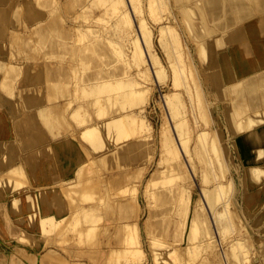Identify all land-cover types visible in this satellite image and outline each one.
<instances>
[{
    "label": "rangeland",
    "instance_id": "374dc122",
    "mask_svg": "<svg viewBox=\"0 0 264 264\" xmlns=\"http://www.w3.org/2000/svg\"><path fill=\"white\" fill-rule=\"evenodd\" d=\"M4 1L5 3L3 4L0 3V27L5 30L2 32V34L6 36L0 38V43L8 47V52L6 54L0 53V63L3 64L2 65L3 68L0 70V75L4 79L9 81V84H11L12 80H14L15 84L14 85L11 84V88L19 93H22L21 89L24 87L22 83L24 77H28L31 83L29 84L30 90L28 94H25L28 97H24L25 95H23V97H17L15 101L11 103L8 100L9 98L8 93L3 87V82H0V132L3 131L6 132L8 130L12 134L18 133L21 135H25L22 137V140H20L17 146L13 144L12 142L13 140L11 139V137L6 138L7 140L4 143L5 150L3 152H2V147L0 145V161L1 163H3V165L0 168V177L1 175H3L4 172L8 170L7 167H9L11 164H15L19 162L20 164L19 168L21 167L22 168L20 169L21 170L20 181L17 184L18 188H16V191H20V190L24 191L22 193L20 191L21 195H18L14 199H12L11 197L6 196V195H10L11 193V191L8 189L9 185L7 181H3L0 179V264H7V259H11V258L15 260L14 264H33L32 261L34 258L33 256L34 253L31 250L26 252L24 251V248L25 246L29 248H34L33 243L38 241V238H36L33 235H30V232H27V227L32 226L33 229H36L38 230V232H40L41 231L40 225H44L45 228H50V230L53 229L55 232H57L56 237L62 240L61 244L60 243L57 244L58 245L57 247L62 253L65 252L64 255L66 257L70 256L67 253L66 248L68 247L71 249L72 247L73 249L71 250L78 249V251L80 250L82 252L84 250L87 251L86 253L78 254L77 255L78 257L73 256V258H77V259L79 258L80 260L83 259L89 264H97V263L101 264L102 260H104L106 256L105 254L108 249L107 246L114 245L113 243L119 239L118 237H120V233L121 231H123L122 227L119 225V221L121 218L120 204L123 201H128V200H139V202L141 203V210L139 212V214H141V219L138 220V225L136 226L131 225L130 228L129 227L128 229L126 228L127 229L126 237L128 240V246L133 248H137V247L143 248V250L145 251V255L141 256L140 253V256L137 255L136 258L132 257L135 258L137 261L134 262L130 261L131 263L128 262L127 264H153L152 258H154L155 254L161 256L160 260L161 259L163 260V261L161 260L162 264H195V263L218 264V259L215 257V255L211 252V250L207 246L208 239L211 237L212 233L214 234V230H212L213 228L208 229L205 226V222H200L199 220L200 217L197 216L198 212H200V208L202 207V205H204L203 197L200 198L198 196L199 192H197V189L199 185H203V184L211 185L213 183V182H204L202 180L206 164L201 158L203 157V155H201L200 153L198 155L195 154V148H197L196 145L198 144L197 133L201 130H207L209 132V134L207 135V143H211V138L215 135L217 131L216 134L218 139L217 142L221 144V148L224 151L223 152V155L225 157L224 160L225 163L228 164L227 168L229 171L227 169L226 171H224L221 168L220 158L217 157L215 151L210 149L211 152L208 151L204 153V158L207 159L209 156L212 160L211 167H216L219 169L209 172L210 178H213V175L214 177L216 175L217 178H225L226 176L228 178L230 177L234 178L236 182L235 184L236 191H234L235 190L234 189L233 190L234 192L232 193L228 192L227 195L223 196L222 204L226 205L224 203H226L228 197L233 196L235 197V201L238 204L243 205L246 197L245 193L247 192L244 186L245 181H243L245 177V173H248L247 175L250 178L252 177L253 179L254 178L260 179V177H264V167L262 168L255 167L256 169L254 171L252 170L254 168V164L256 166L264 165V146L262 147V150L259 151V153L261 154L259 155L260 157L259 156L257 157L256 151L254 150L252 151V149L249 148L251 152V156L253 158L250 159L248 167H245V164L239 157V150L236 148L235 140L237 139L236 137L241 136L243 132V129L239 128V124L240 123H243L244 125L247 124V118L253 120L252 122L253 125L251 124L250 129L260 128L261 126L262 128H264V108H253L251 106H247L248 107L247 109L241 110L242 106L235 105L236 103L235 101H233L232 98L227 97L225 99H222L221 97L219 99L220 96L217 92V89L215 88L216 85L213 84V79H212L213 77L209 73L211 71L209 69L208 53L206 51L205 55H201L198 50L201 44V39L200 37L197 36L199 34L203 35V33L207 31L204 25L200 24V19L198 16V12L201 5L200 1L166 0L167 5L165 9L161 11V13L156 14V12L153 13L154 7L156 6L155 0H139V5L142 9H139L141 11H139L140 16L139 13L138 16L141 17V19L144 18V20H146L148 25L147 27L151 32L150 34L153 40L152 41V46L154 47L153 51L155 52L157 58L159 57L158 60L161 59L160 62L164 67L162 76H164L165 80L161 79L159 83L156 82L158 84L155 83L152 84L153 89L148 93L149 104L146 107L147 110L146 114L148 116L149 122L153 126V136L155 138H153V141L150 144L142 145L143 148L141 146H135V144L137 143L136 138H139L138 137L139 135H137L138 133L131 134L127 132V130L125 132L124 131L125 129L129 130L130 128L124 127L125 129L123 128L124 129L123 131L125 132L124 134L125 136L121 135L123 134L122 132L119 133V137L121 136L122 138L123 136L125 141L122 138L123 140L121 142L126 144V146H124L123 150H120L121 152H119V154L117 153L115 157L110 159H107L104 156H102L103 153L102 150L104 149H101V145H99L101 143L100 141L102 140L101 137L96 140L95 142L96 144L94 143L96 147H98L95 149L94 146L93 147L90 146L89 141H85L84 138L80 136L81 132H83V127L86 126V124H89L94 120H101L103 118L102 113L101 115L99 114L100 112L99 108L102 105L101 109L104 110L103 106H105V104L99 102L100 104L99 103L97 104L100 106H96L93 103H90L93 102L94 100L93 94L95 91H92L93 89H91L90 87H88L87 90V87H85L87 86L86 82H84V78L90 73H93L98 68L97 67L99 64L98 59L102 58L99 57L96 45L94 43L93 44L88 43L87 48L86 46L82 48L81 52L85 57V60L77 64L75 71L72 72L73 78H71V82L74 81V83L71 84L74 85L73 88H76L73 89L75 93L73 92L72 93L78 96L79 93H81V91L86 89L87 90L86 92L85 90L83 91V93L85 92L84 98L82 97L83 99L81 100L79 99L81 98L80 97L81 95H79V98H76V96L74 95L75 98H73V102L69 104V107L67 105L62 106L60 109L53 107L54 100L51 96V90L49 89L50 84L49 82H46L47 84L46 83L45 84L48 86V88L45 89L42 85L44 83V79L40 77L39 71H37V69L42 68L41 66L37 65V63L39 60L41 61L40 56L44 52L41 51V46L38 44L39 41H37L38 39L28 28L25 27L26 25L23 24V23H27V25H31L32 23H37L35 12L38 8H41L39 4L40 1L39 0H4ZM49 1L51 0H47L48 3ZM54 1H55L54 8L60 9L61 22L69 24L70 30L73 31L72 34L75 36L74 41H76L77 43L82 44V42H87V38L84 36V33L91 34L92 28H94L92 23H100V22L102 23V21L103 23L104 22L112 23L109 22V17H110L109 15L111 14L113 15L111 8H108L111 11V13L105 6L104 7L102 6V8H100L101 11L99 10L97 12L99 14L101 13V15H103V18L104 15H107L105 16V18L107 17V19L104 18L100 22L94 19L91 21L89 20L85 21L84 17L82 18V16H84L85 14L82 15L81 12L83 13L84 2L88 0H57V1L54 0ZM181 3H183V5H181ZM60 4L62 5L59 6ZM27 8L32 9L29 10L32 16H29V14L26 13ZM105 8L107 11L105 10ZM14 10L15 13L17 12L19 14L16 17L17 18L19 17L18 20L22 24H20V27L12 26L10 28V23L7 22V19H5V21L3 22L1 21V18L9 17L10 14L16 15L17 13L16 14L13 13ZM105 11L107 12V14H104L106 13ZM112 15L110 18H112L113 21L114 16ZM55 20L60 21L58 15L53 16L51 23H53ZM89 24L91 28H89L88 26ZM78 26L82 30L80 31V33L77 32ZM163 27L168 28V31L163 32V39L164 38L167 40L169 39L170 42L173 40L174 41L173 43L174 44L178 43L177 45L180 47V49H178L179 48L178 47L177 48L178 50L176 51L174 50L172 52L171 50L172 58L174 57L175 61L174 58L170 59L171 55L170 57H168L170 53L167 54L168 53L166 52L167 50H164L167 48L165 46L168 44L167 40L164 39V41L162 42L160 41L162 37ZM9 28L13 30L15 33H12L9 30ZM226 34L227 32L224 33V35ZM17 37L18 40L21 39L20 43H17L18 42ZM29 37H31L32 39H29ZM24 38L27 40V43H25L26 40ZM176 39L177 41L179 40V42H175ZM35 40L37 42H35ZM165 41L167 42V44ZM163 42L165 43V45ZM107 43L108 42L105 41V45H107ZM213 43L216 45V47H220V45H222V44L219 45L215 41ZM24 44L26 45L28 44L27 47L29 48L31 47L30 49L31 55L27 53L25 54L24 50H22L23 48L24 49L27 48L26 45ZM174 44H172L174 46L173 48H176L177 45ZM34 46L38 51L34 50L35 48H32ZM115 46L118 47L116 48L117 49L116 50L117 53L115 52L116 55L114 54L116 63L113 66V68H115L118 71L128 70L129 68L128 70L129 73L130 74L133 73L132 70L134 68L131 67V63L128 62L129 55L131 54L130 43L125 42L123 44L122 46L123 52L120 48V45L115 44ZM169 49L171 48L169 47ZM39 50L41 52H39ZM179 50H181L183 54L182 59H180V61L178 59ZM33 51L34 52L36 51L38 55H36V53L34 54ZM119 52H121L120 54L121 56L118 54ZM175 52L178 54L175 55ZM39 53H41V55ZM27 56H30L31 58ZM176 56L178 60L177 62H180V64L183 62L181 67H183L184 69L181 70V72L185 70L184 71L185 73L183 72L184 76L186 75L184 79L187 78V81L186 79L179 81L180 78L174 75L177 72L176 69L173 68V65L176 64L175 63ZM34 57L36 58V62L34 61L35 60ZM22 58L25 60H23ZM19 59H22V61L27 60L26 62L28 63H32V62L33 63L32 65L28 64L25 65L23 68H21V66H19L17 63V62L20 63ZM120 59H123L124 61L125 60L128 61L123 62ZM133 71L135 73V70ZM177 73L176 75H178ZM191 77H195V80L194 78ZM136 78L134 76L133 79V82L135 80L134 83H138ZM175 79L176 80L178 79L177 83L175 82L176 81ZM182 81H186L187 83H189L188 88L184 87V85L182 86L183 84ZM133 82L132 83L130 82L129 86L126 88L127 89L130 88V84L131 85L133 84L134 86L133 85L132 86L134 88L141 87L140 85H138L139 83L137 84L138 85L137 86ZM41 85L42 88L40 87ZM135 85L137 87H135ZM33 86L40 87L36 93L33 92L34 89ZM78 87L81 89V91ZM77 89H79L78 90L79 93H77L76 91ZM186 90L188 91L190 90V92L188 93ZM174 92L176 93L175 96L180 97L181 110L184 113L181 114L182 116L183 115L184 116L181 117L180 114L179 118L185 119V121L182 119L184 121V122L182 121L183 122L182 130H184L185 133H188L187 135L189 138L187 137L186 134L185 136L187 137L188 146L191 148V152L194 154L193 162L197 169L196 175L192 174L193 178L190 177V180L188 182H183L181 175L182 170H184L187 173L186 167L171 166L169 161L165 160L158 140V130L162 125V123H164L167 115V112H164L166 111L164 105L161 103H163V99L164 97H166L165 94L174 93ZM199 93L201 94L200 100L198 97ZM190 94H192L193 101L191 100ZM87 95L92 97L89 98L88 96L89 98L88 99ZM43 96L45 97V103L49 105L48 107L43 106L44 105L43 104L42 106L41 105L38 106L40 108L37 107H33L31 109L27 108L28 104L24 99H29L33 103H38L43 100ZM119 104L120 103L116 105L118 108L121 105ZM202 104H203V109L206 107V110H203V113L201 107ZM78 107H82L83 109L86 108L84 109L85 110L84 115H83L84 110ZM76 108L77 111L78 109L80 110V112L78 111L80 115L79 113H76L77 111L75 112ZM233 108L234 110L232 111V115L228 116L226 114V110H231ZM28 110L40 111L42 115H40L39 117H32V115L28 112ZM56 110H59L60 113L64 114V116L66 115L64 117L65 119L64 118L61 119V122L65 121L64 122L65 127L63 130L58 129L60 124L56 125L57 122L59 123V120L56 118ZM94 110L97 112L99 110L98 114L95 115V113L97 112H95ZM73 112L75 113L73 114ZM86 112L87 114H85ZM71 113L73 114L74 119L72 115H70ZM43 115L45 116L43 117ZM83 117L86 118L85 121L82 120ZM234 119L238 121V127L237 126L233 127L231 125L234 128L233 129L230 126L229 122L233 121ZM81 122H85V123H81ZM258 122H261V124H259ZM50 124H53L54 126L50 127L49 126ZM70 126L72 127L70 128ZM120 128L122 129V126L119 127V130ZM250 129H245V130H250ZM50 136L51 137L55 136L54 139H56V143L52 142ZM127 136L130 138L129 140H126V138H128ZM38 137H43L42 143L39 142ZM104 138L106 139V137ZM188 139L190 140L188 141ZM64 142L65 144H63ZM113 142H114L113 139H111V141H108V143L111 144ZM45 143H50V145L53 146V149L50 150L49 153L50 156L46 154L45 149L43 150L39 149V147L44 145ZM76 145L78 146V148L76 147ZM91 150L93 154L92 153L89 154ZM40 154L42 155V160L44 161V164L34 160L35 155H40ZM67 155H70L71 157L74 156V158L77 159L78 161L80 159V162L84 161V163L85 162L87 163L88 165L86 167L87 175L86 173H84L86 175L85 177L86 179L84 178L85 180L84 183L86 186L85 193L91 196L89 199H88L89 196L87 194H85L86 196H78V197L74 196L72 198H70L68 194L67 201L63 200V202H61L62 200L60 197L61 196H63V198L65 197L61 192H64L69 184H72V181L63 182L65 178L64 167H66V162H68L66 159ZM52 158L54 160H52ZM103 161L105 162L104 165H103L104 163ZM129 163L132 164V165L130 164L131 167L129 166ZM99 165H101L102 167ZM122 165H123V169L121 168ZM94 166H96L95 169ZM124 166L125 167L128 166V167L124 168ZM43 168L46 170V176L48 177V179L44 180V182H47L48 184L50 183H54V184L52 185L51 189L48 190L47 193L37 192L38 190L33 189L34 193L36 192L37 197L36 196L33 197L34 195L28 197L30 194L26 192L29 190L30 184L36 185L37 181H40V179L37 180V174L41 173L40 171ZM70 180L71 179H69V181ZM181 185L185 186L187 192L183 194L180 193V198L178 200H175L172 204L165 203L161 199H158V193H160L161 191L168 192V194L171 195L177 194V191L181 189L180 187ZM103 186H106L107 190L109 189V191H107L106 188ZM105 191L107 192V194H105L106 193ZM104 195L106 196V198ZM108 195H112L113 198L109 196L110 198L107 199ZM82 197H84L87 201H80ZM114 198H116V200ZM35 199L37 201L36 203H35ZM186 199L190 201V205L186 208V211L184 213L175 215V211H176L175 209L178 207H182L184 204V200ZM105 200L106 201L108 200V202L113 205L110 206L106 205L107 203L105 204ZM41 201L44 202V205L41 204ZM15 202H17L16 204H14L17 207V209L13 205V203ZM81 202L84 203L92 202L91 204L95 205L98 208L97 210H94L96 213L94 214V211L92 212L93 214H90L88 212L87 214H89V216H87L86 214L85 217H83V214L81 213L80 214L76 213L75 208L78 207L77 204L79 205L82 204ZM228 203H229V209H231V211L234 212L235 211L234 207L232 206V204L230 205V202ZM55 205H59L62 209L59 211L55 210L54 209ZM99 205L101 206V208L99 207ZM172 205H174L175 207L173 209L174 212L172 211V214L167 216L165 214H161L156 218V220H154V218H151L152 223L156 221L161 222L166 219V221L164 222L169 221L167 224L168 226L161 227L160 229H156L155 231H152V229H150L149 227V222H148V218H149L148 215L149 214L153 215L151 211L158 212L164 209H168L172 207ZM223 205L221 206L220 204V210H223L224 208ZM103 206L106 207L112 206V207L111 209H109V207L106 208ZM7 208L12 209L11 211L14 214L15 213L21 214L24 211H26V213L28 214L25 213L24 215H19L20 217L18 218L17 215L16 216L10 215L8 217L6 215L8 212L6 211ZM193 211L195 212V214L193 215V217H191L192 214L194 213ZM74 214H78V215H76L74 219H72ZM92 215L93 217L96 215V218H94L96 219V221L91 219ZM80 216H82V218H80ZM175 216L176 219H178L175 220V222L181 225L179 232L174 230L173 219L175 218ZM50 217H52V219H55L52 223L53 226L50 225ZM78 218L80 220L79 222H81L80 224L81 226L79 225L78 222L77 223L78 225H76L77 227H75L73 222L75 223V221ZM86 218L87 219L89 218V220L90 219L93 220V223L95 221L96 225H94L93 223L90 224L94 225V227L97 228L99 227L100 230L96 229L95 231L92 230L91 232L87 226L89 225L88 220L86 224ZM194 218H197L196 221L194 220ZM56 219L58 220L56 221ZM240 221L242 222L240 223L241 225L238 222L239 224L237 225L239 227L238 231L237 229L236 230L234 229L235 230V231L233 230L234 232L233 231L229 232L231 234H229L228 232H224L226 241L223 242L221 241L222 243L217 241L214 242L216 252H219L221 254V252L229 251L232 255L235 254V251H232V249L230 248L231 247L230 240L236 236L246 235L247 237V235H249L246 234L245 228H242V224L245 221L243 220ZM263 221H264V215H262V217L260 218L259 224L257 223L258 224L257 225L255 223L256 225H254V227L252 228L253 232L256 235L253 234L255 236L253 242L249 239L251 247L249 248L248 246L245 247V250H248V254H250L249 264H264L259 259H256L255 261V259L252 258L253 256L256 257L257 254L261 255V258H264V243H261L264 241V234L260 231V225L261 222L263 223ZM38 225L39 228L37 227ZM68 227L71 229V232L70 235L67 236ZM84 231H86V233ZM190 231L193 232L192 235L189 234ZM72 233L74 234L72 235ZM81 236L82 238H80ZM218 238H220L219 235ZM77 239L79 241H77ZM80 239H85V240H80ZM42 241L43 243H47L48 239L44 236L42 238ZM249 242L246 243L249 244ZM79 244H81V246ZM90 245L91 246L93 245V247H91ZM259 245H260V251H257L256 248ZM62 246L64 247L66 246L64 250L62 249L64 248ZM173 248L175 249L174 252L171 251V249L173 250ZM168 251L170 253H168ZM117 256L118 255H112L108 257L106 263L103 262V264H120V261L122 262L123 259L120 260L117 258ZM234 256L235 255H233V257ZM71 257L72 255L68 258L70 259ZM122 257L125 259L124 255H122ZM233 257L231 259L229 257V260H227L228 264L229 261L231 264H233V260L234 262L238 261L237 258L235 257L233 258ZM64 263L68 264L66 262Z\"/></svg>",
    "mask_w": 264,
    "mask_h": 264
},
{
    "label": "bare ground",
    "instance_id": "6f19581e",
    "mask_svg": "<svg viewBox=\"0 0 264 264\" xmlns=\"http://www.w3.org/2000/svg\"><path fill=\"white\" fill-rule=\"evenodd\" d=\"M39 1H40L39 4H40L41 8H38L35 12L37 23H32L31 25H27V23H23V24H25L26 26L25 25L24 26L26 28H28L35 35V37L38 39L37 41H39L38 44L41 46V51L44 52L42 55H41V53H39L41 55V56L39 55L41 58V61L39 60L40 62L38 61V63H37V65L41 66L42 68H40V69L36 68V69H37V71H39L40 77L42 79H44V83L42 84L43 87L45 89L48 88V86L46 85L47 84L46 82H49V84H50L49 89L51 90V96L54 100V103H53L54 106H53V104H52V106L60 109L64 105H67L69 107V104H71L73 102V98H75V96H76V94H73V93H75L73 89H76V88H73L74 85L71 84V83H74L73 80H72L73 82H71V78H73L72 72L75 71L77 64H79L80 62L85 60V57L83 56V54L81 52L82 48H84V46H86V48H87L88 43H90V44L94 43L97 47V52L99 54V57H102V58L98 59L99 60L98 61L99 64L97 66L98 68L93 73H90L89 75H87L84 78V82H86L87 86H85V87H87V90H88V87H90L91 89H93L92 91H95L93 94L94 100H93V102H90V103H93L96 106H100L97 103L102 102L105 104V106H103L104 110L101 109L102 105L100 106V108L98 107L100 110V112H99V110H98V112L100 115L102 113L103 118L101 120H94L93 122L86 124V126L83 127V132H81L80 136L82 138H84L85 141H89L90 146H92V147L94 146L95 149L98 148V147H96L95 142L98 138L101 137L102 140L100 141L101 143L99 145H101V149H104V150H102L103 151L102 156H104L107 159L115 157V155L117 153L119 154V152H121L120 150H123L124 146H126V144L121 142L124 139L123 136H125L124 134H125L126 130H127V132H129L131 134L138 133L137 135H139L138 136L139 138H136V140H137L136 144L137 145L135 144V146H141L142 147V145H144V144L145 145L150 144L153 141V138H155V137L153 136V126L149 122L148 116L146 114V111H147L146 107L149 104V102H148V100H149L148 95L149 94L148 93L153 89L152 84H154V83L158 84L161 79H164V76H162L164 67H163L162 63L160 62L161 59L158 60L159 57L157 58L155 52L153 51L154 50L153 49L154 47L152 46L153 40L151 38V34H150L151 32L149 31V29L147 27L148 26L147 22H146V20H144V18L141 19V17H139L140 16L139 11H141L139 9H142L139 5V0H88V1L84 2L83 13L81 12V14L82 15L85 14L84 16H82V18L84 17L85 21H88V20L91 21L94 19V20L100 22L101 20H103L105 18V16H107V15H104V18H103V15H101V13L100 14L97 13L100 10V8H102V6L107 7V9L111 8L112 13H113V15L112 14L111 15L114 16V18L112 21V18H110L111 15H109L110 16L109 22H112V23H108V22L103 23V21H102V23L101 22L100 23H92L94 28H92L91 34L84 33V36L87 38V42H82V44L74 41L75 36L72 34L73 31L70 30L69 24L61 22L60 9L54 8L55 7L54 6L55 1L51 0V1H49V3L47 2V0H39ZM198 1H200V3H201L200 9L198 12L200 24H203L207 30V31H205V33H203V35L199 34L197 36V37H200V39H201V44H200L198 50H199V53L201 55H205L206 51L208 53L209 69L211 71L209 73L213 77L212 78L213 84L217 86V87L215 86V88L217 89V92L220 96V97L218 96L219 99L221 97H222V99H225L227 97L232 98L233 101H235V103H236L235 105L242 106L241 110L247 109L248 108L247 106H251L253 108H264V0H198ZM155 2H156V6L154 7L153 13L156 12V14L157 13L159 14V13H161V11H163L165 9L167 2H166V0H155ZM0 3L3 4V3H5V1L0 0ZM61 5L62 4H60L59 6H61ZM181 5H183V3H181ZM30 9L27 8L26 13L29 14V16H32V14L29 12ZM105 10H106V8H105ZM13 13H15V10L13 11ZM21 13H22V11H21ZM21 13H20V15H21ZM110 13H111V11H110ZM138 13H139V16H138ZM104 14H107V12ZM17 15H19V14L18 13L16 15L10 14L9 17L1 18V21L4 22L5 19H7V22L10 23V28L12 26L13 27L14 26L20 27V24H22V23H20V21L18 20L19 17L18 18L16 17ZM54 15H58L60 21L55 20L53 23H51V20H52ZM41 17H43V18H41ZM105 19H107V17ZM88 26H89V28H91L90 24ZM10 28H9V30L12 33H15ZM3 31H5V30L0 27V38H3L6 36V35L2 34ZM80 31H82V30L78 26L77 32L80 33ZM164 31H168V28H165V27L162 28V37L160 39L161 42L164 41V39H165V38L163 39V32ZM225 32H227L226 35H224ZM18 34H19V32H18ZM36 38H34V39H36ZM13 39H14V36H13ZM29 39H32V38L29 37ZM17 40H18V37H17ZM165 40H167V39H165ZM37 41L35 40V42H37ZM105 41H107L110 45L108 43H107V45H105ZM214 41L217 42L219 45L220 44H222V45H220V47H216V45L213 43ZM20 42H21V39H19L17 43H20ZM22 42H23V39H22ZM125 42H129L131 45V54L129 55V61L128 60H125V61H128L131 63V67L134 68L133 70H135V73L132 70L133 73L130 74L128 71L129 68H128V70H122V71H118L115 68H113V66L116 63V60L114 58V54L116 55V53H117L116 48L118 47V46L116 47L115 44L120 45V48L122 50V46ZM167 42H168V44H167ZM167 42H166V44L168 46L165 45V43L163 42L164 45L168 48V49L166 48L164 50H167L166 51V52H168L167 54L170 53L168 57H170V55H171V57H170V59H171L172 58L171 50L173 52L174 50L176 51V50L180 49V47L177 45L178 43L174 44L173 40L170 42V40L168 39ZM175 42H179V40L177 41V39H176ZM25 43H27V40L25 41ZM172 44L177 45V47L173 48L174 46ZM24 45H26V44H24ZM27 45H26V47H27ZM112 45H114V46H112ZM169 47L171 49H169ZM11 48H12V45H11ZM32 48H35V46ZM205 48H206V50H205ZM30 49H31V47L30 48L27 47L26 49L23 48L22 50H24L25 54L26 53L30 54L31 53ZM34 50H36V48ZM36 51H38V50H36ZM36 51L35 52L33 51V53L35 54ZM41 51L39 50V52H41ZM7 52H8V47H6V46H4V44L0 43V53L6 54ZM24 52H23V54H24ZM122 52H123V50H122ZM18 53H20V52H18ZM118 54L120 55L121 52H119ZM176 54H178V53L175 52V55ZM18 55H20V54H18ZM36 55H38V53H36ZM182 55H183L182 51L179 50V55H178L179 61H180V59H182ZM27 57H30V56H27ZM17 58H19V57H17ZM22 59H19L20 63L17 62L18 65L21 66V68H23L25 65H28V64L32 65V63H33V62L28 63V62H26L27 60L22 61ZM34 59H35L34 61L36 62L35 57H34ZM123 59H125V58H123ZM123 59H120V60L125 62ZM23 60H25V59H23ZM31 60H33V59H31ZM174 61H175V58H174ZM177 61L178 60H177V56H176V62H175L176 64L173 65V68L176 69V71L178 72V73L177 72L176 73L178 75H176V73L174 75L177 76L178 78H180L179 81L185 80V79L187 81V78L184 79V77L186 76V75L184 76L185 70L181 72V70L184 69L183 67H181L183 62L180 64V62H177ZM172 64H173V62H172ZM2 65L3 64L0 63V70L3 68ZM74 76H76V75H74ZM134 76H135V78L137 77L136 79H137V82L139 84L134 83L135 80L133 82ZM9 77H10V75H9ZM126 77H127V79H126ZM191 78H194V80H195V77H191ZM164 80H162V81H164ZM177 80L175 81L176 83H177ZM186 81H182L183 84H182V82H181V84H182V86L184 85V87L188 88L189 83H187ZM0 82H3V87L6 90V92L8 93V96H9L8 100L11 103H13L17 97H23V95L28 94V92L30 90L29 84L31 82L29 81L28 77H24L22 80L24 87L21 89V91L23 94L16 92L14 89L11 88V84L12 85L15 84L14 80H12L11 84H9V81L4 79L0 75ZM130 82L131 83L133 82L136 85L138 84L141 87L140 88H134L133 87L134 85L132 84L133 85L132 86L130 84V88L127 89L126 87L129 86ZM156 82H158V83H156ZM176 83H175V85H176ZM42 85L40 86L41 88H42ZM136 85H135V87L138 86V85L137 86ZM40 87L33 86V88H34L33 92L36 93ZM79 89L76 90L77 93H79V91H78ZM84 90H85V92L87 91L86 89H84ZM190 90L189 91L186 90V91L189 93ZM80 91H81V89H80ZM83 91H81V93H79V95H81L80 96L81 98H79L78 94H77L78 96H76V98H79L82 100L84 98V94H85V92L83 93ZM82 93H83V95H82ZM88 93H86V94H88ZM90 95H92V94H90ZM165 95H166V97H164L163 103H161V104L164 105V108L166 110L164 112H167V115H166V119H165L164 123H162V125L160 126V128L158 130L159 145L162 149V154H163L165 160L169 161L171 166L186 167L187 173L184 170H182L181 175H182V181L188 182L190 180V177H192V174L196 175L197 169H196L194 162H193L194 154L191 152V148L188 146V142H187V137H188L187 134L188 133H185V131L182 130V125H183V122L185 121V119L179 118V115L181 113H183L181 110L180 97L175 96L176 95L175 92L165 94ZM190 95H191V100L193 101L192 94H190ZM88 96L89 95H87V98H88ZM24 97H28V96L25 95ZM90 97H92V96H89V98ZM198 97L200 100L201 99L200 93H199ZM85 98H86V96H85ZM79 99H78V101H79ZM24 100L27 102V104H28L27 108H29V109H31L33 107L40 108L38 106L39 105L42 106L43 104H44L43 106H45V107L49 106L48 104L45 103V97L44 96H43V100L41 102H38V103H33L29 99H24ZM76 101H77V99H76ZM225 101H227V100H225ZM118 103L121 104V105L119 104L120 105L119 108L116 106ZM79 105H82V104H79ZM201 107H202V113H203V110H206V107L203 109V104L201 105ZM78 108L81 109L82 107H78ZM84 109H86V108H84ZM84 109L82 108V110H84ZM233 110H234V108L231 110H226V114L228 116L232 115ZM76 111H77V108L75 109V112ZM78 111L80 112L79 109H78ZM78 111L76 113H79ZM28 112L32 115V117H39L40 115H42L40 111L28 110ZM75 112H73V114ZM84 112H85V110L83 111V115H84ZM95 112H97V111H95ZM98 112L95 113V115L98 114ZM237 113H238V110H237ZM73 114L71 113L70 115H72V117L74 119ZM85 114H87V112ZM79 115H80V113H79ZM44 116L45 115H43V117ZM65 116H64V114L60 113L59 110H56V118L59 120V123L57 122L56 125L60 124L58 129H62V130L64 129V127H65L64 122L65 121L61 122V119H63ZM183 116L181 114V117H183ZM75 117H76V115H75ZM80 118H82V117H80ZM82 120L85 121L86 118L83 117ZM252 122H253L252 119L247 118V124H245V125L243 123L239 124V128L243 129V132H242L241 136L236 137L237 139L235 140L236 148L239 150V157L243 161V163L245 164V167H248L250 159L253 158L251 156V152H250L249 148H251L252 151L253 150L256 151L257 152L256 155L258 157L259 155H261L259 153V151H261L262 147L264 146V128H262V126H261L260 128L250 129L251 124L253 125ZM81 123H85V122H81ZM229 123H230V126L232 125L233 127L234 126L238 127V121H236L235 119L233 121H230ZM258 123L261 124V122H258ZM49 126L52 127L54 125L50 124ZM120 126H122V129L120 128L121 131L119 130ZM71 127L72 126H70V128ZM124 127L130 128V129L128 130V129H125ZM68 128H69V126H68ZM245 129H250V130H245ZM122 132H123V134H121V135H123L122 136L123 139L121 138V136L119 137V133H122ZM234 133H236V132H234ZM185 134L187 135V137L185 136ZM208 134H209V132L207 130H201L197 133L198 144L196 145L197 148H195V154L198 155L200 153L201 155H203V157H201V158L206 164L202 180L204 182H213V183L211 185H207V184L199 185V187L197 189V192H199L198 196L200 198L203 197V201H204V205H202V207L200 208V212H198L197 216L200 217V219H199L200 222H205V226L208 229L213 228L212 230H214V234L212 233L211 237L208 239L207 246L211 250V252L215 255V257L218 259V264H228L227 260H229V257L231 259L233 257V255H235L234 257L237 258V260H238L237 262H234V260H233V264H249L250 263L249 262L250 254H248V250H245V247L246 246H248V248L251 247L249 241L251 240L253 242V239L255 237L253 235L255 233L253 232L252 228L257 223L259 224L260 218L262 217V215H264V177H260V179H256V178L253 179L252 177L250 178L247 175L248 173H245V177H244L243 181H245L244 186H245L247 192L245 193L246 197H245L244 204L243 205L238 204L235 201V197L229 196L226 203H224L226 205H223L222 204L223 196L227 195L228 192L232 193V192L236 191V188H235L236 182H235L234 178H232V177L228 178L227 176L225 178H217L216 175H215V177L213 175V178H210L209 172L214 171V170H219V169L216 167H211L212 166V160L209 156L207 159L204 158L205 152H208V151L211 152L210 149L215 151V154L217 155V157L220 158L221 168L224 171H226V169L228 170V168H227L228 164L225 163V160H224L225 157L223 155L224 151L221 148V144H219L217 142L218 141L217 135H216L217 131H216L215 135L211 138V143H207V135ZM23 136H25V135H21L18 133L12 134L8 130L6 132L5 131L0 132V145L2 147V152L5 150L4 143L7 140L6 138L11 137V139L13 140V141L12 140L11 141L13 142V144L15 146H17V144L20 142V140H22ZM54 137H51V139H52L53 143H56V139H54ZM104 137H106V139ZM111 139L114 140V142L112 143L113 145L111 143H108V141H111ZM129 139H130L129 137L126 138V140H129ZM132 139H135V138H132ZM190 139H188V141ZM38 140H39V142L42 143L43 137H38ZM124 141H125V139H124ZM63 144H65V142ZM90 146H89V148H90ZM76 147L78 148L77 145H76ZM127 147H129V146H127ZM36 149H38V148H36ZM39 149L40 150L45 149L46 154L50 156L49 153H50V150L53 149V146H51L50 143H45L44 145L40 146ZM223 149H224V147H223ZM91 153H92V150L89 154H91ZM75 156H77V155H75ZM66 159L68 162H66V167H64L65 178H64L63 182L64 181H66V182L72 181V184H69L66 187V190L64 192H61L65 196L64 198H63V196L60 197L62 200L61 202H63V200L67 201L68 194H69L70 198H72L74 196L75 197L86 196L85 194H87V193H85L86 192V186L84 183L85 182L84 178L87 175V168H86L88 166L87 163L85 162L86 163L85 164L84 161L80 162V159L78 161L77 159L74 158V156L71 157L70 155H67ZM34 160H36L39 163L44 164V161L42 160L41 154L35 155ZM52 160H54V159L52 158ZM97 160H99V159H97ZM96 163H97V161H96ZM138 163H139V161H138ZM104 164H105V162L103 163V165ZM130 164L131 163H129V166H130ZM2 165H3V163H1V161H0V168ZM101 165H99V166H101ZM123 165L121 167L122 169H123ZM19 166H20L19 162L15 163V164H11L9 167H7L8 170L6 172H4L3 175H1V177H0L1 180L7 181L8 185H9L8 189L11 191V193H10V195H6V196L11 197L12 199H14L18 195H21V193L24 192L23 190H20L21 193H20V191H16V188H18L17 184L20 181V172H21L20 169L22 168V167L19 168ZM125 166H124V168L128 167V166L127 167H125ZM95 167L96 166H94V169H95ZM255 167L256 168H262V167H264V165L263 166L262 165L256 166L254 164V168L252 169L253 171L256 169ZM118 170H120V169H118ZM40 172L41 173L37 174V180L40 179V181H37L36 185L30 184L29 190L26 192V193L30 194L28 197L33 196V195H34L33 197H35V196L37 197L36 192L34 193L35 189L38 190L37 192L47 193L48 190L51 189L52 185L54 184V183L48 184L47 182H44V180L48 179V177L46 176V170L44 168ZM84 173H86V175ZM103 173H104V171H103ZM105 174H106V171H105ZM69 179H71V180L69 181ZM172 182H173V180H172ZM103 187L106 188V186H103ZM180 187H181V189L177 191V194H173V195L168 194V192L161 191L160 193H158V199H161L165 203L172 204L175 200H178L180 198V193L183 194V193L187 192V189L185 188V186L181 185ZM105 188H104V190H105ZM106 190H107V188H106ZM107 191H109V189ZM105 194H107V192ZM87 195L89 196L88 197V199H89L91 196L89 194H87ZM112 195H108L107 199L110 198L109 196H111V198H113ZM115 196H116V193H115ZM105 198H106V196H105ZM114 199L116 200V198H114ZM114 199H113V201H114ZM80 201H87V200L84 197H82ZM36 202L37 201L35 199V203ZM228 202H230V205L232 204V206L234 207V210L236 212L235 211L233 212V211H231V209H229V203ZM16 203L17 202L13 203V205ZM81 203L82 204H80V205L77 204L78 207H76V205H75V207H76L75 212L78 214H80V213L83 214V217H85L88 212L90 214H93L92 212L94 210L98 209L95 205L91 204L92 202L91 203L81 202ZM100 203H102V202H100ZM103 203H104V201H103ZM108 203H109L108 200L107 201L105 200L106 205H109V206L113 205L111 203H109V204ZM41 204L44 205V202L41 201ZM220 204H221V206L223 205V207H224V208L222 207L223 210H220ZM100 205H99V207L101 208ZM189 205H190V201L187 199L184 200L183 206L175 209L176 210L175 215L184 213L186 211V208ZM109 206H107V207H109ZM103 207H106V206H103ZM111 207H109V209H111ZM100 208H99V210H100ZM174 208H175L174 205H172V207L158 211V212L151 211V213L153 215H150V214L148 215L149 216L148 222H149L150 229H152V231H155L156 229H160L161 227H167L168 226L167 224L169 221L164 222V221H166V219L161 221V222L156 221V222L152 223L151 218H154V220H156V218L161 214H165L166 216L170 215V214H172V211ZM16 209H17V207H16ZM54 209L59 211L62 208L59 205H55ZM11 210L12 209H10V208L6 209V211H8L6 214L8 217L10 215H12V216L17 215V218H18V217H20L19 215H24L26 213V211H24L21 214H17V213L14 214ZM104 210H106V209H104ZM140 210H141V203L139 202V200L123 201L120 204L121 218L119 221V225L122 227L123 231H121L120 237H118L119 239L113 243L114 245L107 246L108 249H107V252L105 254L106 256H105L104 260H102L101 264H103V262L106 263V260L108 259V257H110L112 255H118L117 256L118 259H120V260L123 259L122 262L119 260L120 264H127L130 261H133V262L137 261L135 258L137 255L140 256V253H141V256L145 255V251L143 250V248H141V247L133 248V247L128 246V240L126 237V233H127L126 230L128 229V227L130 228L131 225L132 226L138 225V220L141 219V214H139ZM95 213L96 212L94 211V214ZM26 214H28V213H26ZM78 214H74L72 219H74V217ZM194 214H195V212L192 214L191 217H193ZM96 215H98V214H96ZM96 215L94 217L92 215L91 219L96 221V219H94V218H96ZM87 216H89V214H87ZM80 218H82V216H80ZM89 218L88 219L86 218V224H87V220L89 221V225H87L89 230L91 232H92V230L95 231L96 229L100 230L99 227L98 228L94 227V225H96L95 221L93 223V220H91V219L89 220ZM196 219L197 218H194L195 221H196ZM54 220L55 219H52V217H50V225L53 226L52 223ZM57 220L58 219H56V221ZM97 220H98V218H97ZM175 220H178V219H176V216L173 219L174 230L179 232L181 225L179 223H176ZM240 220L245 221L242 224V228H245L246 234H249L250 236L249 235H247V237H246V235L245 236H236L230 240L231 244L230 243L229 244L231 245V247H230V245H229V247L232 249V251H235V254H233V255L229 251L228 252H221V254L219 252H216L214 242L217 241V242L222 243L223 241H226L224 232L229 233V232L233 231L234 229L235 230L237 229V231H238L239 227L237 225H239L242 222ZM79 221L80 220L78 218L75 221V223L73 222L75 227H77L76 225H78L77 223ZM238 222H239V224H238ZM90 223H93L94 225H92ZM80 224H81V222H79V225ZM87 226H85V227H87ZM37 227L39 228V225ZM40 227H41L40 232H38V230H36V229H33L32 226L27 227V232H30V235H33L36 238H38V241L33 243L34 248H29L27 246H25V248H24V251L28 252L31 250L34 253V255H33L34 258L32 261L33 264H65L64 262H66L68 264L69 263L70 264H89L86 261H84L83 259L80 260L79 258L78 259L73 258V256H77L78 254L86 253L87 252L86 250H84L83 252L80 250L78 251V249L77 250H71L73 248L69 245L71 247V249L68 247L66 248L67 253L70 256L72 255V257L69 259L68 257H70V256L66 257L64 255L65 252L62 253L57 247L58 246L57 244L58 243L61 244V241H62L61 239L56 237L57 232H55L53 229L50 230V228H45L44 225H40ZM8 228H10V227H8ZM81 229H83V228H81ZM89 230H88V232H89ZM67 231H68L67 232V236H68V235H70L71 229L68 227ZM86 231H84V232L86 233ZM260 231L264 234V221H263V223L261 222ZM192 233H193L192 231L189 232V234H191V235H192ZM73 234L74 233H72V235ZM229 234H231V233H229ZM218 235L220 236V238H218ZM44 236L48 239L47 243H43V241H42V238ZM82 236L80 238H82ZM189 237H190V235H189ZM78 239H79V236H78ZM78 239H77V241H79ZM131 239H133V238H131ZM80 240H85V239H80ZM93 241H94V239H93ZM9 242H10V240H9ZM74 242H75V240H74ZM246 242H249V244H247ZM261 243H264V241ZM81 244H79V245L81 246ZM79 245H77V246H79ZM72 246H74V245H72ZM62 247H64V246H62ZM65 247L62 249L64 250ZM91 247H93V245ZM256 249H257V251H260V245L257 246ZM174 250H175L174 248H173V250L171 249V251H173V252H174ZM168 253H170V252L168 251ZM120 255H121V257H120ZM122 255H124L125 259L122 257ZM127 256H129V257H127ZM79 257H81V256H79ZM132 257H135V258H132ZM160 257L161 256H159L158 254H155L154 258H152L153 264L154 263L155 264H160V263L162 264V262H161L162 259L160 260ZM130 258L135 259V260H132ZM252 258L255 259V261H256V259H259L260 261H262L264 263V258H261V255H259V254H257L256 257L253 256ZM91 261H92V259H91ZM14 263H15L14 259H12V258L7 259V264H14ZM195 264H197V263H195ZM229 264H231L230 261H229Z\"/></svg>",
    "mask_w": 264,
    "mask_h": 264
}]
</instances>
